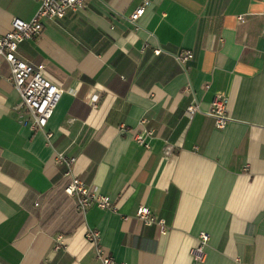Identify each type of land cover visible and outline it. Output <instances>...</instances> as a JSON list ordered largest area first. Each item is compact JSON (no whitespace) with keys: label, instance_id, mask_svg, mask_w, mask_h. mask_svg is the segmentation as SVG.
Masks as SVG:
<instances>
[{"label":"crops","instance_id":"1","mask_svg":"<svg viewBox=\"0 0 264 264\" xmlns=\"http://www.w3.org/2000/svg\"><path fill=\"white\" fill-rule=\"evenodd\" d=\"M38 7L0 0V35ZM18 54L64 93L33 129L0 63V264H100L89 231L116 264H264V0H88ZM215 97L223 130L208 114ZM58 153L74 159L69 176ZM71 177L116 209L78 214ZM141 206L163 230L136 217Z\"/></svg>","mask_w":264,"mask_h":264},{"label":"built area","instance_id":"2","mask_svg":"<svg viewBox=\"0 0 264 264\" xmlns=\"http://www.w3.org/2000/svg\"><path fill=\"white\" fill-rule=\"evenodd\" d=\"M88 0H37L39 7L34 17L26 22L18 18L11 21L10 31L0 35V63L4 61L9 67L8 80L17 92L23 107L31 117V127L44 131L52 117L54 110L59 103L64 89L52 81L48 76L43 64H31L19 57L18 49L24 42L38 37L42 34L44 25L47 21L60 20L68 12H78L84 9ZM145 7L140 6L130 15L129 21L135 25L139 18L144 14ZM156 50L155 54H160ZM193 58L191 52L182 53L176 56V60L187 62ZM1 79V72H0ZM197 111L196 105L187 107L185 116L190 118ZM209 116L214 119L215 127L223 130L229 123L227 115V101L222 97H215L208 111ZM145 135H152L151 131L142 129L135 133L134 139L140 145L148 148L144 142ZM50 136V135H48ZM170 148H167L165 155H169ZM58 166L66 169L65 175L69 176L74 159L65 157L62 153L56 155ZM65 195L75 200V209L78 214L83 215L88 207L94 205L99 209L115 210L116 205H112L107 197L97 195L91 187H86L82 181L71 177L63 189ZM136 217L144 225L157 224L160 230L164 229V221L151 215L148 208L141 206L136 211ZM86 238L95 246L96 258L100 264H116L114 259L99 243V233L89 231ZM209 236L200 233L198 244L191 250L192 260L201 262L204 258V246ZM60 242V239H58Z\"/></svg>","mask_w":264,"mask_h":264}]
</instances>
